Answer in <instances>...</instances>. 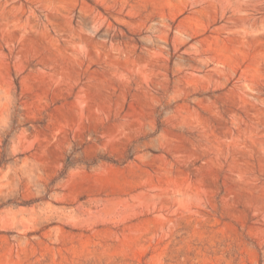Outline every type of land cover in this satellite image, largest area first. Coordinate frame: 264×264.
Wrapping results in <instances>:
<instances>
[{
	"label": "rangeland",
	"instance_id": "1",
	"mask_svg": "<svg viewBox=\"0 0 264 264\" xmlns=\"http://www.w3.org/2000/svg\"><path fill=\"white\" fill-rule=\"evenodd\" d=\"M0 264H264V0H0Z\"/></svg>",
	"mask_w": 264,
	"mask_h": 264
}]
</instances>
